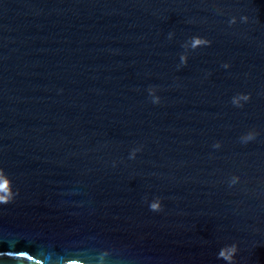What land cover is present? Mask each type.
Masks as SVG:
<instances>
[{
	"label": "water",
	"instance_id": "obj_1",
	"mask_svg": "<svg viewBox=\"0 0 264 264\" xmlns=\"http://www.w3.org/2000/svg\"><path fill=\"white\" fill-rule=\"evenodd\" d=\"M0 184V264H264V0H0Z\"/></svg>",
	"mask_w": 264,
	"mask_h": 264
},
{
	"label": "clouds",
	"instance_id": "obj_2",
	"mask_svg": "<svg viewBox=\"0 0 264 264\" xmlns=\"http://www.w3.org/2000/svg\"><path fill=\"white\" fill-rule=\"evenodd\" d=\"M149 91H151V89ZM153 102L156 103L158 101L157 100H154ZM0 202H5L6 203L7 200H0ZM158 207H159V205L157 203H153V204L150 205L151 210H154V211L155 210H158ZM235 252H236V245L233 244L231 246V248H230V254H229V256L226 257V259H228L231 262V260H232V254H234Z\"/></svg>",
	"mask_w": 264,
	"mask_h": 264
},
{
	"label": "snow or ice",
	"instance_id": "obj_3",
	"mask_svg": "<svg viewBox=\"0 0 264 264\" xmlns=\"http://www.w3.org/2000/svg\"><path fill=\"white\" fill-rule=\"evenodd\" d=\"M4 187V185L3 184H0V188H3Z\"/></svg>",
	"mask_w": 264,
	"mask_h": 264
}]
</instances>
